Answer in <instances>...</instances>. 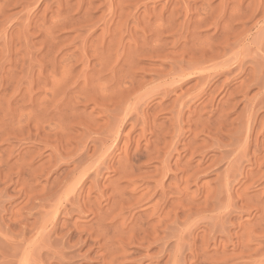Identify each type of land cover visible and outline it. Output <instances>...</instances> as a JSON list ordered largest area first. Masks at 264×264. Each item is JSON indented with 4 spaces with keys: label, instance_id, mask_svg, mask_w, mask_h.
Listing matches in <instances>:
<instances>
[{
    "label": "rangeland",
    "instance_id": "rangeland-1",
    "mask_svg": "<svg viewBox=\"0 0 264 264\" xmlns=\"http://www.w3.org/2000/svg\"><path fill=\"white\" fill-rule=\"evenodd\" d=\"M0 264H264V0H0Z\"/></svg>",
    "mask_w": 264,
    "mask_h": 264
}]
</instances>
